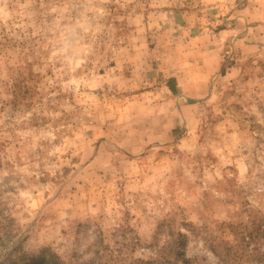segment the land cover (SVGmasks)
<instances>
[{
  "label": "rangeland",
  "instance_id": "1",
  "mask_svg": "<svg viewBox=\"0 0 264 264\" xmlns=\"http://www.w3.org/2000/svg\"><path fill=\"white\" fill-rule=\"evenodd\" d=\"M44 253L264 264V0H0V264Z\"/></svg>",
  "mask_w": 264,
  "mask_h": 264
},
{
  "label": "trees",
  "instance_id": "2",
  "mask_svg": "<svg viewBox=\"0 0 264 264\" xmlns=\"http://www.w3.org/2000/svg\"><path fill=\"white\" fill-rule=\"evenodd\" d=\"M172 89L175 90L174 87H172ZM183 246H184V244H182L181 242L178 245L175 246V249L177 250L176 252H177V255H178L177 257H180V258L182 257V254H183L182 253L183 252L182 248H183ZM99 252L100 251H98V249H97L95 251L96 255H98ZM99 255H101V254H99ZM99 255L97 256V259L99 258ZM111 260H112L111 258H107L105 260L104 264H108V262L111 261ZM26 264H62V263L60 261H58L57 257H55L53 255L52 256L51 255L47 256V253H44V254L40 255V257H38V258H29V259H27ZM163 264H172V263L166 261Z\"/></svg>",
  "mask_w": 264,
  "mask_h": 264
}]
</instances>
